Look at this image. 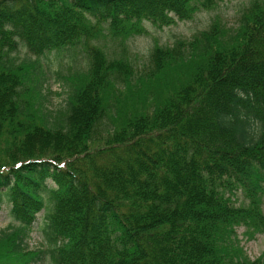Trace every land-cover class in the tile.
<instances>
[{"label": "trees", "instance_id": "trees-1", "mask_svg": "<svg viewBox=\"0 0 264 264\" xmlns=\"http://www.w3.org/2000/svg\"><path fill=\"white\" fill-rule=\"evenodd\" d=\"M223 0H0V264H264V0L155 45L137 75L89 42L191 20ZM36 57L82 48L86 71L42 111ZM38 105V106H37ZM244 203L236 205V193ZM45 211V250H26Z\"/></svg>", "mask_w": 264, "mask_h": 264}, {"label": "rangeland", "instance_id": "rangeland-1", "mask_svg": "<svg viewBox=\"0 0 264 264\" xmlns=\"http://www.w3.org/2000/svg\"><path fill=\"white\" fill-rule=\"evenodd\" d=\"M252 0H223L212 10H200L191 20L177 21L175 24L156 28L149 22H144L146 33L136 34L121 38L110 32L104 26L95 39L89 44L99 47L108 58L125 56L130 60L137 75L147 72L150 68L149 54L155 45H172L177 39H190L201 30L207 29L214 19L224 27H234L242 11ZM14 61L30 58L37 61V70L45 79L42 89V111L45 109L55 114L65 104V100L72 91L75 79L83 74L88 66L86 54L82 48L61 49L58 53L52 52L45 57L36 58L30 55L23 45L19 44L18 50L11 54ZM38 106V105H37ZM244 203L241 192L236 193V205ZM45 211L37 215L36 221L29 229L26 238V250L29 252L38 249L45 250L47 243L44 241L40 228L44 222ZM13 221L9 216V204L3 200L0 208V230H6ZM240 244L249 258H262L264 262V233H257L252 238L245 235L243 226L236 229ZM37 264H51L48 254Z\"/></svg>", "mask_w": 264, "mask_h": 264}]
</instances>
